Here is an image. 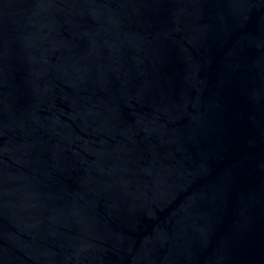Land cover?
I'll return each instance as SVG.
<instances>
[{
    "label": "water",
    "instance_id": "95a60500",
    "mask_svg": "<svg viewBox=\"0 0 264 264\" xmlns=\"http://www.w3.org/2000/svg\"><path fill=\"white\" fill-rule=\"evenodd\" d=\"M0 264H264V0H0Z\"/></svg>",
    "mask_w": 264,
    "mask_h": 264
}]
</instances>
